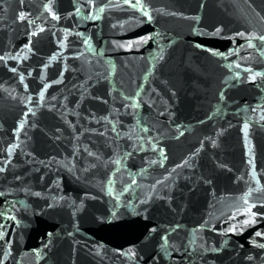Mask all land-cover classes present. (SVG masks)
I'll use <instances>...</instances> for the list:
<instances>
[{
    "label": "water",
    "instance_id": "water-1",
    "mask_svg": "<svg viewBox=\"0 0 264 264\" xmlns=\"http://www.w3.org/2000/svg\"><path fill=\"white\" fill-rule=\"evenodd\" d=\"M0 264H264V0H0Z\"/></svg>",
    "mask_w": 264,
    "mask_h": 264
}]
</instances>
